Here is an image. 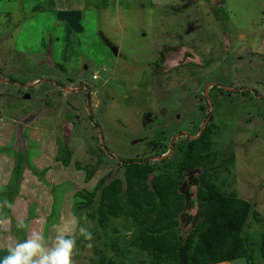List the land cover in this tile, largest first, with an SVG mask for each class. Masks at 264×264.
Masks as SVG:
<instances>
[{
  "label": "rangeland",
  "instance_id": "rangeland-1",
  "mask_svg": "<svg viewBox=\"0 0 264 264\" xmlns=\"http://www.w3.org/2000/svg\"><path fill=\"white\" fill-rule=\"evenodd\" d=\"M204 132L206 158L161 184L185 195L179 228L196 225L212 180L253 203L259 235L264 0H0V258L25 237L50 251L64 236L72 264H100L107 245L156 227L151 173L133 187L124 161L183 159L180 144ZM135 250L115 260L148 264Z\"/></svg>",
  "mask_w": 264,
  "mask_h": 264
},
{
  "label": "trees",
  "instance_id": "trees-1",
  "mask_svg": "<svg viewBox=\"0 0 264 264\" xmlns=\"http://www.w3.org/2000/svg\"><path fill=\"white\" fill-rule=\"evenodd\" d=\"M212 9L216 12L215 7ZM59 67L63 68L60 64ZM205 138L204 132L196 139L189 138L183 141L179 146V155L182 154L184 158L175 160V158L164 157L155 169L153 167L156 165L151 164L150 159L143 161V158L139 157L124 161L129 167L126 172L137 169L133 172L136 178L132 175L128 179L133 187L135 184L139 186L140 181L151 173V187L155 192L152 193L156 194L154 203L157 209L156 227L151 231L142 230L134 234V240L129 243L130 245L126 244L122 247L119 243L120 239L111 246L107 245V252L113 254H103L100 264H118L115 258L120 255L126 257L127 253L135 249L138 251L135 250L136 253L147 254L148 264H217L242 258H245L248 264H254L257 255L264 262V224L259 235L250 230V225L262 221L260 213L251 201L238 196L236 191H229L222 185L213 183L212 180L200 184L196 225L184 233L179 228L178 213L185 206L187 207L184 202L185 195L177 192L176 186L164 189L163 185L166 180L169 183L178 181L183 177L182 172L187 169L188 164L199 161L200 158H206L205 153L210 149L204 145ZM152 147L156 150V144H152ZM172 167L176 168L175 172H172ZM15 173H17V179L11 186V196L19 192L22 178L21 166L16 167ZM120 190L121 187L117 188L115 194H118ZM141 190L143 191L144 187L132 190L129 195L132 197ZM100 195L96 200L97 208L104 193ZM144 195L146 198L152 196L150 192ZM5 202L8 204L6 209H10L14 200L8 198ZM100 208L103 209L101 205ZM2 217H6V214L0 213V219H3ZM25 241H28L26 237L22 242Z\"/></svg>",
  "mask_w": 264,
  "mask_h": 264
},
{
  "label": "clouds",
  "instance_id": "clouds-1",
  "mask_svg": "<svg viewBox=\"0 0 264 264\" xmlns=\"http://www.w3.org/2000/svg\"><path fill=\"white\" fill-rule=\"evenodd\" d=\"M112 45L114 44L110 45L111 48ZM80 232L85 234L86 229L81 228ZM88 236L90 238V234ZM40 239L38 235H35L33 239L9 248L8 255L0 258V264H72V254L76 245L74 238L58 237L55 247L50 251L43 248L39 242Z\"/></svg>",
  "mask_w": 264,
  "mask_h": 264
},
{
  "label": "water",
  "instance_id": "water-1",
  "mask_svg": "<svg viewBox=\"0 0 264 264\" xmlns=\"http://www.w3.org/2000/svg\"><path fill=\"white\" fill-rule=\"evenodd\" d=\"M112 49L115 52V54H118V48L116 46H113Z\"/></svg>",
  "mask_w": 264,
  "mask_h": 264
},
{
  "label": "built area",
  "instance_id": "built-area-1",
  "mask_svg": "<svg viewBox=\"0 0 264 264\" xmlns=\"http://www.w3.org/2000/svg\"><path fill=\"white\" fill-rule=\"evenodd\" d=\"M96 75V77L98 76L97 74H95Z\"/></svg>",
  "mask_w": 264,
  "mask_h": 264
},
{
  "label": "flooded vegetation",
  "instance_id": "flooded-vegetation-1",
  "mask_svg": "<svg viewBox=\"0 0 264 264\" xmlns=\"http://www.w3.org/2000/svg\"><path fill=\"white\" fill-rule=\"evenodd\" d=\"M92 92V91H91ZM89 95H91L90 93H89Z\"/></svg>",
  "mask_w": 264,
  "mask_h": 264
}]
</instances>
